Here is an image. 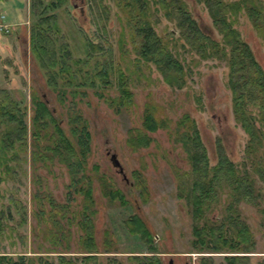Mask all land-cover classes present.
<instances>
[{"label": "rangeland", "instance_id": "rangeland-1", "mask_svg": "<svg viewBox=\"0 0 264 264\" xmlns=\"http://www.w3.org/2000/svg\"><path fill=\"white\" fill-rule=\"evenodd\" d=\"M50 1L0 0V99L7 96L16 100L25 110L24 121L29 127L31 94L39 95L53 117L59 120L64 133L69 134L68 113L57 100L51 84L59 86L61 79L53 80L47 73L45 60L50 58L49 53L43 60L36 58L31 49L30 27L40 11L54 13L55 18L48 28L53 39L51 51L60 57L63 51L59 48L65 46L64 58L70 67L75 65L73 58L85 55L81 46L84 33L92 35L91 38L97 33L96 26L89 21L86 0H66L55 8L50 7ZM184 1L200 30L218 39L219 33L203 4L197 0ZM260 1L264 5V0ZM105 3L106 17L101 34L104 50L97 53V63L108 67L107 81H101L90 69L95 67L93 56L89 64L83 66L94 77L92 84L62 85L67 89L85 90L82 96H75V101L89 130L85 173L91 181L94 210L89 218L96 251H91L95 255L87 263L109 264L107 257L114 256L127 264L128 254L154 253L162 264H169V258L171 264L184 261L199 264L200 257L211 264H224V254L232 251L198 252L191 244L190 166L174 130L176 120L187 113L194 121L210 163L215 160L217 143L231 160H240L246 134L232 117L225 59L202 58L192 50H185L177 41L173 52L189 67V72L183 86L173 87L161 78L152 64L135 57L125 16L114 1L105 0ZM234 26L264 70L263 34L257 32L243 11L235 17ZM170 27L162 17L155 25L157 32L167 37ZM43 45L47 47L45 42ZM116 68L124 72L132 95L131 102L119 108L107 101L118 93ZM147 105L156 116L165 118L166 125L147 132L146 144L132 147L128 135L134 134L128 129L141 128ZM24 142L25 147L19 149L17 159L7 161L11 169L3 171L0 166V254L25 253L33 258L37 254L56 256L58 252L66 257L85 254L79 242L81 195L71 193L68 199L69 173L65 165L57 161L47 164L41 158L31 162L29 151L33 146L28 130ZM111 153L120 163L121 172L112 165ZM255 180L258 196L252 201L241 199L237 203L238 216L247 224L253 240L250 251L243 253L245 258L239 264H260L264 257V180ZM109 186L121 190L124 204L118 199L110 200L103 193V187ZM227 194L226 190H221L207 216L217 219L223 214ZM131 214L143 221L150 233V243L125 226L124 219ZM76 261L83 264L79 259Z\"/></svg>", "mask_w": 264, "mask_h": 264}, {"label": "trees", "instance_id": "trees-1", "mask_svg": "<svg viewBox=\"0 0 264 264\" xmlns=\"http://www.w3.org/2000/svg\"><path fill=\"white\" fill-rule=\"evenodd\" d=\"M86 1L89 21L96 26L97 34L91 38L92 35L84 33L85 38L81 46L85 55L73 58L72 62L75 64L73 67H70L64 58V54H67L65 46L59 48L63 51L60 57L54 56L52 52L53 39L48 28L51 20L55 18L54 13L40 11L35 14L37 18L30 27L31 49L35 51L36 58L41 57L43 60L49 53L50 58L45 60L47 73L53 80L61 79L59 86L52 82L51 84L57 100L63 103L68 113L69 134L64 133L59 126V120L53 117L51 110L39 95L31 94L32 112L29 116V127L24 121L25 110L18 106L16 100L7 96L0 99L1 170L11 169L7 161L17 159L19 149L25 147L24 138L27 130L33 146L29 151L31 162L41 158L47 164L54 161L63 163L69 173L66 184L68 199L72 197L71 193L81 195L79 242L85 248L82 251L86 253L80 254L79 257L76 254L66 257L60 252L55 254L56 256L37 254L35 258L25 253H1L0 264H77V259L83 261V264H88V259L95 255L91 252L96 250L89 218L94 210L91 181L89 175L85 173L89 130L75 101V96H82L85 90L62 87L65 84L73 86L92 84L94 77H91L89 70L83 66L88 65L89 58L93 56L95 67L90 69L94 71V76L101 77V81H107L108 67L105 63H102V67L97 63V53L104 50L101 34L104 30L107 5L105 0ZM112 1L126 18L135 57L152 64L169 85L177 88L183 86L189 72V67L173 52L172 47L177 41L185 50H192L202 58L217 56L225 59L226 85L230 93L232 117L246 134L240 160L236 162L231 160L217 143L215 160L210 163L194 121L187 113L176 120L174 131L175 139L181 142L190 166L189 200L193 219L191 244L198 252L232 251L233 253L224 254V264H239L245 258L246 254L243 253L250 251L248 249L252 247L253 240L247 224L238 216L237 203L241 199L252 201L258 196L255 178L264 180V70L234 26V21L238 13L243 11L252 26L264 37V5L260 0H197L203 4L211 23L219 33V38L213 39L200 30L184 0ZM65 2L66 0H51L49 4L51 8H55ZM160 17L171 24L166 32L168 37L155 29ZM44 42L48 48L43 45ZM114 70L118 93L107 101L109 105L113 102L114 106L119 108L127 106L132 100V95L126 85L124 72L119 68ZM76 75H79L78 78ZM80 79L82 82H72ZM86 79L88 81H85ZM165 125V118L156 116L147 105L142 115L140 128L142 130L128 129L134 134L128 135L131 146L146 144L149 139L147 132ZM221 190L228 192L223 214L217 219H212L207 216V212L211 204L218 201ZM103 193L110 200L118 199L122 204L126 202L117 187L109 186L107 189L103 187ZM1 224L0 220V226ZM124 224L131 232L137 233L141 239L150 243V233L136 214L127 216ZM107 258L109 264H123L114 256ZM126 258L129 260L127 264H162L159 256L154 253L128 254ZM260 262L264 264V257ZM198 263L211 264V261L200 257Z\"/></svg>", "mask_w": 264, "mask_h": 264}, {"label": "water", "instance_id": "water-1", "mask_svg": "<svg viewBox=\"0 0 264 264\" xmlns=\"http://www.w3.org/2000/svg\"><path fill=\"white\" fill-rule=\"evenodd\" d=\"M110 160H111L112 165L116 166V167L118 168V171L121 172V171H122V169H121V165H120V163L118 162V160L116 159L114 153H111V154H110ZM168 263H169V264L171 263V259H168Z\"/></svg>", "mask_w": 264, "mask_h": 264}, {"label": "flooded vegetation", "instance_id": "flooded-vegetation-1", "mask_svg": "<svg viewBox=\"0 0 264 264\" xmlns=\"http://www.w3.org/2000/svg\"><path fill=\"white\" fill-rule=\"evenodd\" d=\"M169 259H171V258H169ZM171 264V263H170ZM183 264H186V262L184 261V263Z\"/></svg>", "mask_w": 264, "mask_h": 264}]
</instances>
